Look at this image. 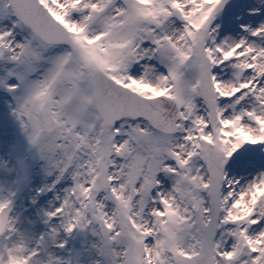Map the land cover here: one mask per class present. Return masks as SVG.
Segmentation results:
<instances>
[{
	"label": "snow or ice",
	"instance_id": "1",
	"mask_svg": "<svg viewBox=\"0 0 264 264\" xmlns=\"http://www.w3.org/2000/svg\"><path fill=\"white\" fill-rule=\"evenodd\" d=\"M0 96L93 264H264V0H0Z\"/></svg>",
	"mask_w": 264,
	"mask_h": 264
},
{
	"label": "rangeland",
	"instance_id": "2",
	"mask_svg": "<svg viewBox=\"0 0 264 264\" xmlns=\"http://www.w3.org/2000/svg\"><path fill=\"white\" fill-rule=\"evenodd\" d=\"M7 113L9 114V110L7 111ZM9 117V115L7 116ZM1 118L0 119V132L2 134V138L5 141H9L11 142V144H14V158L15 160V169H14V174H16V176L19 174L20 177L22 178V184L24 185V187H26L27 185H31V189H33L34 191H36V195L33 194V196L36 197L37 199V203L34 205V207H37L41 204L42 205H46V204H50L49 201L51 199L52 196V192L53 189L56 188L57 190L60 191H64V189L68 188L71 184L72 181L70 178H68L67 182H65V184L62 185H57L55 182L54 177L51 178V175L49 173H47L45 171V165L42 163V161L40 160L39 155L35 152V150L29 145L28 140L26 138V136L24 135V133L21 131L19 122L15 120V118L12 116V118ZM6 121H9L6 125ZM11 140V141H10ZM5 151V149L1 150L0 149V160L4 161L5 160V155L3 156V152ZM27 160V161H24ZM32 172H36L39 174V178L35 179L34 181H30V177H31V173ZM8 181H10V176L7 178ZM31 182V183H30ZM10 184H8L7 189L5 190V192L10 190ZM51 185L52 187L49 188L48 186ZM40 191V194L37 195V192ZM64 194V193H63ZM63 194L59 197H62ZM5 198V197H4ZM0 197V202H8L12 208H13V213L11 215L12 221L17 217L20 218V209L21 207H25L28 208L29 206L23 204L25 201V194L23 193V195L21 196V199L19 201L16 202H10L8 200L3 201ZM48 202V203H46ZM46 203V204H45ZM61 203V200L58 198H55L53 200V203L50 204L49 207V211L50 210H54L56 207L59 206V204ZM27 210V209H26ZM34 210H38V209H34ZM11 221V222H12ZM17 221V220H15ZM62 223V222H60ZM50 222L48 223V226L46 227H40V228H36L35 231V235L32 238V242H31V248H38L39 244L41 243V241L43 240V237L45 235H48L51 239V243L55 242V239L52 238V236H50V226H49ZM13 228H15V224L12 225ZM64 242H63V249L61 251L64 252V254L66 253V259L67 262L65 264H84V262L82 261V257H81V253L84 250V248H86V245L88 243V240L93 241L94 243L96 242V237L93 236L92 232L89 229H84V230H80V229H76L71 233H64ZM57 244H60L62 242V236H59V239H56ZM55 248H58V245L56 246V244L54 243V248L51 247L50 250L48 252H41L40 250L38 251V256H47V254H49L50 252H53L54 250H56ZM72 249L73 252V258H71V252L70 250ZM64 257V255H63ZM90 261L93 264V261L96 259V254L95 252L90 256ZM89 261V262H90ZM90 263V264H91Z\"/></svg>",
	"mask_w": 264,
	"mask_h": 264
},
{
	"label": "bare ground",
	"instance_id": "3",
	"mask_svg": "<svg viewBox=\"0 0 264 264\" xmlns=\"http://www.w3.org/2000/svg\"><path fill=\"white\" fill-rule=\"evenodd\" d=\"M8 110H9V114L7 113ZM8 115L9 117H7ZM6 117L7 119L10 117L12 118L11 109L6 106L4 98L0 96V119L6 118ZM8 122L9 121H6V125ZM0 149L1 150L5 149V151L3 152V156L5 155V160L4 161L0 160V197L6 198L7 193L5 192V190L7 189L8 184L11 183L10 188L11 189L13 188V163H14L15 158H14V150H13V146L11 142L9 141L7 142L3 140L1 132H0ZM40 160L45 165V162L42 159ZM50 175H51V178L54 177L56 184L59 186L62 184H65V182H67L68 180V178L65 177L59 181H56V173L53 172ZM9 176H10V181L7 180ZM38 178H39L38 173L36 172L31 173V177H30L31 182ZM56 188L53 189L52 196L49 201L50 204L53 203V200L55 198H58L59 195L61 196L64 193V191L62 192L60 190H57ZM34 193H36V191H34L33 189L30 190V187H28L27 190L25 191L24 204L28 205L29 207L25 208L22 206L20 209V212L24 214L20 216V218H17V217L15 218L17 222L13 223V225L15 224V228H14L15 232L13 233V239H17L18 237L23 236L27 242V246L31 248V242H32V238L35 235L36 228L46 227L48 226V223L50 222L49 224L50 236H52L51 230L53 228L57 229L55 236H52V238L55 239V242L51 243L50 246L54 248V243H55L56 246L58 245V248H55L56 250H54L53 252H50L49 254H47V256H44V257L38 256V257L41 260L47 261V259L51 255L52 257L56 258L55 264H65L67 262L66 255L64 254L63 251H61L63 248L62 249L60 248L59 246L60 244H57L58 240H56V239H59V236H62V237L64 236L65 231L61 227V223H60L62 222V219L60 217L49 218L47 216L48 212L53 211V209L50 211L48 210L50 207V204H46L48 202L45 203L46 205H42V204L41 206L39 205L38 208L34 207V205L37 203L36 197L33 196ZM20 196H21V193L14 197H11V198L9 197V200L11 199L12 201H17ZM26 209H38V210H35L33 212V210L30 211ZM93 244H94L93 241L88 240L86 248H84V250L81 253L82 261L84 262V264L91 263L90 256L95 252V249L93 248Z\"/></svg>",
	"mask_w": 264,
	"mask_h": 264
},
{
	"label": "clouds",
	"instance_id": "4",
	"mask_svg": "<svg viewBox=\"0 0 264 264\" xmlns=\"http://www.w3.org/2000/svg\"><path fill=\"white\" fill-rule=\"evenodd\" d=\"M26 247L27 242L23 236L12 241L11 246L5 240H0V264H27L24 255Z\"/></svg>",
	"mask_w": 264,
	"mask_h": 264
}]
</instances>
